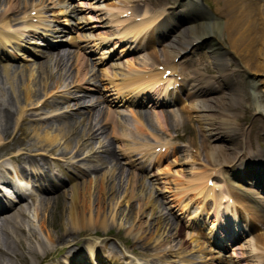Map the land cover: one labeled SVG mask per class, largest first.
<instances>
[{
	"label": "bare ground",
	"instance_id": "1",
	"mask_svg": "<svg viewBox=\"0 0 264 264\" xmlns=\"http://www.w3.org/2000/svg\"><path fill=\"white\" fill-rule=\"evenodd\" d=\"M56 1L60 3L61 0ZM212 1L215 4L212 10L213 12L208 10L201 3V0H191V6L187 8L186 5H183L182 1L176 0L177 4L182 6L181 11H187L188 9L190 16L183 25H179L176 28L169 42L164 44L163 51L165 56L164 61L167 63L168 60L173 59L176 55L184 54L192 50L197 46L199 41L200 43L203 41L206 42L204 44L207 45L210 58L218 69L219 75L213 77V79L204 80L199 74L195 73L191 76L188 81L191 90L188 96L192 102L190 108L181 109V111L191 110L196 113L201 129L204 131V134L209 137V140L214 143L211 145L206 140L202 141L201 147L209 148L205 153V158L208 162L207 166L203 165L204 169L199 173L192 171L191 178L186 180L185 185L179 187L180 197L183 192H185V194L193 193L194 197H192V199L197 197L198 199H202V201L207 199L212 201L215 219H210L209 222L212 225L211 227L215 226L216 223H219L221 220V217H218L220 209H225L227 215H230L232 211L235 217L234 220H236L238 218L237 207L239 208L240 205L244 204V202L240 201L241 198H253V196L250 195L253 187L258 186V188L264 190V186L260 185V180H258L263 176L262 171H264V149L260 148L255 151L250 139H248L246 147H243L245 143L243 140L235 143V141H237L236 136L239 132H237L238 129L234 126L237 122L238 125L243 123V120L239 119L235 108L238 103L243 102L240 95L242 93L239 88L240 82L235 78L239 76V70H242L243 75L249 76L248 79L251 84L250 88L252 89L251 97L254 110L264 115V95L258 90L255 80L256 75H264V0ZM1 2L5 4L3 11L0 12V62H3L0 65V84L4 82L8 84V87L6 89L0 88V189H6V191L11 190L12 183L10 179L13 178L14 175L20 178L34 177V179L36 178L41 182H48L50 180L48 170L43 168L36 169V163L38 159H43L44 153L58 152L59 155H64L65 151L67 153L74 151V154L77 155L74 157H79V153H77L79 148L97 136H103L106 140V144L100 146L102 148L101 152H96V150H93V146L89 145L90 147H88L87 150L88 156L86 155L83 157L92 156L97 158L99 162L98 165H92L93 167L89 170H81V172L78 173L75 172L74 175L66 173L67 179H69L71 184L65 185L63 187L66 188L65 190H62V188L60 190L66 198L62 210L67 213V217L66 222L62 224V228L59 229L58 233L53 234L49 230L50 225L53 227V223L49 220V218H52L49 217V215H52L50 212L53 211L51 206L44 205L42 207V212L34 209L32 213L30 211L27 213L29 205L24 195L14 200L16 204L12 202L3 204L1 203L0 190V264H45L49 259L55 260V263L49 264H122L124 262L128 264L127 257L129 256L125 255L123 248L116 250L114 244L106 241L108 238H106L105 235L102 240L106 242L99 248H97V243L91 241L94 235H88L89 237L85 238H81L80 236L77 237V235L91 228L106 229L108 219H111L112 222L115 223L113 215L110 216V218L107 216L106 203L104 202L111 200L116 194L117 189L113 183L111 184L109 182L110 180L105 176V172L101 170L102 166L112 165L117 167L119 164V156L116 154L113 146V140L117 138L116 136L121 137L120 139L123 141L126 136L132 141H135L136 138L130 135L125 128L119 131L120 124L117 120H113L110 113L105 115V112H95L90 107L81 108L84 99L90 95L88 91H99V89L81 85V83L88 81L86 78L88 71L86 69L87 59L79 55H76L74 63H70L75 69V72L72 73L71 77L69 76L70 81L67 86H70V89L73 88L79 91L78 94L80 96L74 95L72 97L74 98V106L77 108L75 112L71 113V116L73 114L82 117L81 122L85 125V128L83 127L82 130L83 132L81 131L82 134L76 138L78 134L74 125L77 123L76 120L78 118L73 120L68 116V119L71 120L64 121L63 119L61 120L62 124H56L55 128L52 129L47 128V126H39L37 120L26 115L28 113L27 111L33 109L32 107L39 109V103H44L47 97H51L55 94V91H57L59 87L58 81L63 73L59 71L60 69L54 73L53 68H58L65 58L69 59L70 55L73 57L75 54L66 51L64 48L57 49L54 45L46 44V46L42 48V51L40 50L39 56H30L34 62V64H32L33 67L24 66L25 68H23V66H21L19 68L17 65L11 66L9 61L17 57V54L5 56V52H7L11 48L10 45L17 42L18 38L21 36L19 32L10 31L13 25L18 24L16 14L20 13L22 16L29 10L33 11L35 7L37 9H35V12L40 11L39 13H41L44 8L43 5L45 0H0V3ZM122 2L127 3L129 1L122 0ZM82 5L83 4L80 3V6ZM111 6L112 4H109L107 10L111 9ZM116 8H118V6L114 7V9ZM176 8L179 7L177 6ZM126 9L127 8H124L122 11L125 12ZM121 12H116V14L118 15ZM149 14L148 10L143 11L144 16ZM159 14V11H156L153 14L155 16L148 20L146 19L145 21L129 24L124 28L122 33L125 35L132 34L134 40L137 36L142 38L146 34L149 25L155 23ZM27 16L28 15L22 16L20 30L25 31L26 29L27 32H32V29L34 27L36 28V26L31 20H25ZM151 16L152 15H149L148 17ZM165 18L167 20L172 18V14L170 17ZM125 20L126 19L123 21ZM164 20H161L159 23ZM115 22H117V20H115ZM151 33L152 32L149 31L147 37H149ZM19 50L20 49L17 51ZM155 54V52H151L145 58H141L142 62H138L142 63V66L141 68H136L143 70V73L133 74L131 72L125 74V77L119 84L112 85L117 95L115 97L117 101L110 99L108 101L109 104L123 105L127 103L126 95L131 94V99L129 100L132 102H130V106H142L148 101V104L155 109L160 102L159 100L153 101L151 98L138 97L141 92L143 94L150 91L161 96L162 99L169 100L171 103L177 99L178 91L176 87L168 89V86H173V83H170L168 79L167 82H163L160 79V75L165 69L162 72H155L146 67V65L153 66L156 64ZM19 55L23 59L22 53ZM47 56L50 60L54 59L53 65L49 66L46 64L47 61L44 59ZM39 58L41 61L38 62L37 59ZM129 64L130 68H134L137 63L129 62ZM44 65L45 68H42ZM166 66L167 65H165V67ZM230 67L233 68L230 69ZM171 68L173 69L172 71H175V67L171 66ZM222 79L232 80V83L225 92L213 95L217 90H220ZM160 82H162V84L158 85ZM111 83L112 82H109V84ZM260 83L263 85L264 79H262ZM73 89L71 91L72 93ZM2 97L5 98L1 99ZM56 104L57 103L53 101V104L49 106L50 111L47 112L57 111L54 115L59 116L57 118H61V113L58 112L59 108H56ZM48 105L46 103V106ZM160 106L161 104L158 105V107ZM85 114L86 116L84 117ZM132 116L136 118V131L145 133L146 125L142 122V117L145 118L146 114L138 112L132 113ZM154 116L158 125L165 128H167L166 126L168 125L166 121L167 117H171L175 122L172 125L173 127H176L180 122L184 123V121L188 119V117L184 116L182 113L178 115L173 110L165 111L163 109L154 112ZM29 119L31 120L29 121ZM94 120L95 122H93ZM27 124L30 129L29 134L34 139L32 143L16 146L13 142L7 144V142L3 140L4 138L2 135H5L8 131L12 133L15 129L21 131V127ZM109 126L111 129L110 131H108ZM252 132L253 128H250L248 135L250 136ZM205 135L203 136L205 137ZM73 141L74 143L77 142V144L81 141L83 145L72 147ZM261 142L264 143L263 140H261ZM126 145L127 144H123V147L128 149L129 146ZM149 146L150 143H142L140 145V147L145 148ZM156 147L157 146L152 149ZM191 153L190 151L187 156V161H189L193 167L194 164H198L200 161L196 158L194 160V155ZM159 157H163V154H155L156 162L159 161ZM242 158H246L247 161L242 167L241 165L243 163L238 162L237 165L240 171L236 173L238 168L235 166V163ZM4 161H6L8 165H10L11 162H15V164L18 163V166L15 165L16 167H10L8 165H3ZM132 161H134V159L130 160V162ZM26 163L31 164L30 167H32V170L27 169L25 166ZM12 168L14 170V175L8 170ZM138 168H141V166L139 165ZM86 171L96 173L95 178L92 179L89 178V176L87 177L88 174H86ZM211 171H214L215 174ZM158 172L168 174L170 169L166 166L158 170ZM77 177H80V179L77 180ZM140 177L139 174L133 172L132 175L127 176V185L123 195H119V199H122V201L119 202H121V205L133 207L131 200L137 199V195L141 197L138 206L141 208V211L138 212V216L139 213L142 217L148 215L150 220L143 223V221L140 220V216L137 219V224L136 222L130 224L127 231L135 233L138 241H143L141 243L142 245L139 243L142 249L141 251H143L146 250L149 245L153 247L154 243L161 245L168 241L166 239H164V241L161 240L164 231L159 228L161 227L160 224L169 227L167 222L169 218L163 214L157 216L154 214L156 207L150 196L151 191L148 195L146 192L144 193L146 187L144 183L139 185L140 180H144ZM256 178L258 179L256 180ZM208 180L214 181L211 188L205 186ZM26 183L28 184V181H26ZM216 186L218 187L217 191L214 189ZM58 187L59 186L54 185L49 190L46 189L45 192H54ZM44 188L45 187H42V189ZM163 191H168V188H165ZM11 193L14 194V189L11 190ZM197 198L193 200H198ZM222 198H232L233 203L231 207L222 205L220 201ZM36 200L41 201V197L33 200V203H35ZM49 200V197H43V201ZM170 200L174 201L175 199L171 198ZM176 201V205H180V198ZM256 202L260 203V207L256 205V207H258L252 208L253 212L256 213V210L263 211V202L259 201V199H256ZM44 203L47 204L48 202ZM115 204L112 206L113 208ZM188 206L189 204H187L186 201L180 205V208L183 211ZM193 214L194 213L189 214L188 219L193 217ZM202 223H204V220L201 224ZM25 224H27V228H25ZM152 225L156 227L153 229V232H151V234L149 232L148 235L146 232L149 231L148 229L150 226L153 227ZM226 227V230L230 229V225L226 224ZM176 232H178V230ZM94 233L98 235L96 232ZM147 239L152 241V244L147 243ZM190 239L191 242L195 244L196 250L198 248V251H203L206 254L211 252L210 249L207 250L203 243L199 242L198 238L190 236ZM143 246L146 248H143ZM248 246L251 249V255L254 257L256 264H264V245L258 246L257 242H249ZM54 248L62 252L60 261L56 260L55 257H49V255L53 253L52 250ZM213 257L215 256L210 255V259ZM202 259L207 263L208 257L205 258V256H203ZM133 264H137V261ZM155 264H160L159 260L155 262Z\"/></svg>",
	"mask_w": 264,
	"mask_h": 264
},
{
	"label": "rangeland",
	"instance_id": "2",
	"mask_svg": "<svg viewBox=\"0 0 264 264\" xmlns=\"http://www.w3.org/2000/svg\"><path fill=\"white\" fill-rule=\"evenodd\" d=\"M175 1L176 0H137L133 4L131 10L134 15H138L144 10H148L150 14L152 11H159L160 15H165V13L168 14L169 12H174L173 10L175 8ZM122 3L123 2L121 0H82L83 6L80 7L78 6L80 4L79 0H61L60 3H57L56 0H45L43 5L44 8L41 13H39L40 11L35 12L37 10L35 7L36 10H29L27 11V13H24V15H22H28L25 19H30L37 25L36 28L33 29V34L20 30L22 16L20 15V13L16 14L18 18V24L13 25L10 28V31L21 33L19 42L21 43V52L25 53V55L23 56L25 60H19L17 58L13 62L14 65H17L19 68L21 66H23V68H25L24 66L33 67L32 64H34V62H32V60H28V56L26 55L39 54V50L42 48V46L39 44H44V42L46 43L48 42V40L52 41L54 44H59V47H57V49H62L64 47L66 51L75 54L73 57L70 55L69 59L65 58L60 63L58 68H53L54 73H56L59 69V71L63 73L58 81L59 87L57 88V91H55V94L51 97H47V100L44 103H39V109L32 107L33 109L27 111L28 113L26 112V115L34 120H37L39 122V126H47V128L52 129L55 128L56 124H62L61 120L63 119L64 121H68L78 118L76 120L77 123H75L74 125V128L76 129L78 134L76 138H78L80 134H82L81 131L83 130V127L85 128V125H83L81 122L82 117L72 114V118L71 113L75 112L77 108L76 106H74V98L72 97L74 95H80L78 94L79 91L73 88L72 93V89H70V86H67V84L70 81L72 73L75 72V69L72 65H70V63H74L76 55L88 57V74L86 75L88 81L81 83V85L91 88L99 87L101 88V92L89 91L91 93L84 99L81 108L90 107L95 112H105V115L109 113L113 115V113L111 112L113 110L114 115L117 118L118 123L120 124L118 130L120 131L123 128L127 129L128 133L136 138L135 141L138 143V146H140V144H142L143 142H147L153 145H160L162 143H165V145L163 144L164 146L170 147V151L168 149L165 152L161 153L163 154V159L161 165L158 168H156V165H154L153 167H150L149 170L144 169L141 172L137 173L141 176L140 178L144 179L140 180L139 184H145L146 188L144 193L146 192L148 195V193L151 191L150 196L156 207V211L154 214L156 216L160 214L167 216V218H169L167 221L169 227L162 226L160 224L161 227L159 228L160 230L164 231L163 238L161 240H168L167 242H165V244L159 245L157 243H154L153 247L149 245L147 246V248L144 247V245L143 248H146V250L143 251H141L142 249L140 248V244L143 241H138L137 235L135 233L127 231V228H129L130 224L135 222L137 224L138 217L141 216L140 220H142L143 223L149 221L150 219L148 218V215L142 217V215H140L139 213L138 216V212L141 211V208L138 207L140 203L139 199L141 198L138 196L140 195H137V199L131 200L133 207H128V205H121V202H119L122 201L121 198L119 199V195H123L127 185L126 178L128 175H132L133 172L131 171V166L128 165V162L126 163V158H124V156L122 155H124L125 153V156H130L132 152H129L128 150H125V148L121 147L122 142L113 140L115 152L119 156V164L117 165V167H114L112 165L102 166L101 171L105 172V176L108 177V180H110L109 182L111 184L113 183L115 188L117 189L116 194L111 198V200H107L104 202L106 203L107 216L110 218V216L113 215L115 218V223H113L111 219H108L106 229L91 228L83 231L82 233H80V235H77V237L80 236L81 238H85L89 237L88 235H94L91 241L97 243V248H99L106 241L114 244L116 250L123 248L125 255L129 256H126L128 264H133L135 261H137V264H155V262H158V260L160 264H201L203 253L202 251H198V248L197 250L195 249V244H193L190 239V236L195 237L196 235L192 233L195 228L191 229L190 226L187 225V223L189 222L187 221L189 214L193 212L196 213V211H194L195 206L189 204V206L182 211L180 208V205L182 204L176 205V200H178L179 198L181 199L179 195V187L185 185L186 180L191 178V172L196 171L197 173H199L203 171V165L207 166L208 162L206 161L205 153L207 150H209V148H202V141L206 140L211 145H213L214 143L209 140V137H207V135L204 134L196 113L191 110L181 111V109L190 108L192 102L190 97L188 96L190 92V86L186 85V81L189 80L194 73L199 74L204 80L213 79V77L219 75L218 69L215 67L210 58V52L206 44H204L205 42H203V44H200L192 54L182 55L176 60L174 58L170 59L166 63V61H164L165 56L163 54L164 44L169 42L171 36L176 30L172 26L167 29L165 27L156 32L155 36H153L152 43H149L142 50L134 49L136 43H130V40H132V38L129 37V35L126 36L130 39L129 42L127 41L126 43V41H124L119 44V46L115 47L110 39L115 34L114 25L112 24V22H110L111 17L109 15V9L106 10V8H104L103 6L107 7L109 4H112L111 7H114V5L116 4L122 5ZM4 4L5 3L3 2L0 3V12L3 11ZM205 5L210 11H212L213 7L215 6L212 0H205ZM177 23L183 25L184 19L182 17H179ZM81 26H83V29L79 30V27ZM77 30L80 31L81 34H85L86 36L90 35L89 38L86 39L87 41H77ZM104 38L109 40H102ZM95 40L96 42H101V47L105 49L109 47L111 48L105 51V53L102 55L100 51L101 49L98 48L94 43ZM121 46H124L125 50L122 51L120 49ZM12 48L14 49V51L16 50L14 47ZM151 52L156 53V65H153L155 68L158 65H174L176 67V76L184 80L183 82H181V84H183L180 86L181 89H179V96L184 100L175 103L174 105H172V107H170V105L168 107H165V109H171L178 115L182 113L184 116L188 117V119H186L184 123L180 122L176 127L172 126L175 122L171 119V117L166 118L168 124L166 126L167 128L160 127L154 116V112L156 111H154L153 108L148 107V104L143 106H127L125 104L123 106L120 105L117 108H112V105L109 106L108 101L106 100V94H108L109 96L110 94H113V92L111 91L112 84H109V82L118 84L124 78L125 74L131 72L134 74L140 73L139 71H137L136 67L141 68L142 63L138 62H142L141 58H145ZM183 56H186L189 59L187 63L185 62L186 58ZM44 60L47 61L46 64L49 66L54 64V59L50 60L48 56L45 57ZM39 61L41 60H38V62ZM129 62H136L137 64H135L134 68H130ZM42 68H45V65L42 66ZM232 68L233 67H230V69ZM239 71V76L235 78H237L240 82L239 88L242 91L240 95L243 99V102L238 103L237 107L235 108L239 119L243 120V123L238 125L237 122L234 125L238 129L237 132H239V134L236 136L237 141H235V143L243 140V142H245L243 144V147H246L247 141L248 139H250V142L255 151L261 146L262 149H264V143L261 142V140H263L264 142V115H261L259 112L254 110V105L252 103L251 97L252 89L250 88L251 84L248 79L249 76L243 75L242 70ZM172 78L175 77L172 76ZM262 79H264L263 74H258L255 77L258 90L264 95V84L262 85L260 83ZM178 81L180 82V80ZM231 83L232 80L222 79L219 88L220 90H217L215 93H213V95H218L225 92V90L228 89ZM7 87L8 84H5L4 82L0 84V88L6 89ZM110 97L113 98L116 97V95H112ZM4 98L5 97H2L1 99ZM53 101H57V104L55 106L56 108H59L58 112L61 113V118H57L59 116L54 115V113H56L57 111L50 113L47 112L50 111L49 106L53 104ZM46 103L47 105L49 103V105L46 106ZM157 110H159V108H157ZM131 111H133L134 113L138 111L146 114L145 118L142 117V122L146 125L145 133L136 131V118L132 116ZM68 116H70L71 119H68ZM85 116L86 114L84 115V117ZM30 120L31 119H29V121ZM93 122H95V120ZM21 128V131H19V129H15L14 131H12V133L8 131L5 135H2V137L4 138L3 140L7 142V144L13 142L16 144V146H20V144L23 145L25 143L27 145L32 143V140L34 139L29 134L30 129L28 124L23 125V127ZM250 128H253V132L249 136L248 132ZM110 130L111 129L109 126L108 131ZM203 135H205V137ZM126 140H129V138L126 137ZM81 141H79V144H77V142L74 143L73 141L72 147H79L82 144ZM83 141L85 142L84 138ZM105 144L106 140L104 139V137L97 136L96 138L89 140V142L84 146L80 147L79 151L77 152L79 153L78 160L80 161V164L84 168H91L92 165H98L99 162L97 158L92 156L86 158L83 157H85L86 155L88 156L87 150L88 147H90L89 145H92L93 150H96V152H101L102 148L100 146ZM140 149H136L134 153L138 154L140 152H145V148ZM190 151L192 152L191 154L194 155V160L196 158L198 161H200L198 164H194L193 167L190 162L187 161V156ZM74 156H77L74 154V151H71L70 153H67L65 151L64 155H59L58 152L44 153L43 158L46 157V161L42 159L43 161L40 160L39 164L49 165V161H47V159H53L56 161L60 160L59 162L61 163L77 164L72 162L76 160ZM70 158L74 160L71 161ZM245 159H243V164L241 165V167L246 162L247 159ZM143 160H145V157L143 158ZM241 160L242 159H239L237 161L239 162ZM166 166L170 169V172L168 174L158 172V170L165 168ZM238 171L240 170L237 169L236 173H238ZM128 172H130L131 174ZM95 175L96 173H90L89 178L94 179ZM165 188H168V191H163ZM65 189L66 188H63L62 190ZM44 196L45 195L41 196V201L36 200L35 203H33V201L29 199L27 201L29 205V207L27 208V213L28 211L32 213L34 209L42 212V207L44 205L51 206L53 211L50 212V214L52 215H49V217L52 218H49V220L51 221V223H53V227L50 225L49 230L53 234H55L59 232V229L62 228V224L66 222L67 213L63 212L62 210L66 198L61 193V190L59 192L46 195L45 197L50 198L49 201H43ZM171 198L175 200L171 201ZM184 198L185 197L182 198L183 202L186 201V199ZM44 202L48 203L46 204ZM114 204L115 207L113 208L112 206ZM248 221L253 222L255 226L251 227V229L247 231L246 234H244L242 237H239L235 241V244H239L237 246L239 247V249L234 252L236 256H232L233 250L230 249L221 251V253L219 254V256L225 259H230L231 256L233 258V262H230L229 264H256V262L254 261V257H252L251 255V249L248 244L249 242H257L258 246L264 245V224H261L258 219L253 218L247 219V222ZM241 223L245 224L244 220L242 221L241 219ZM208 225H210L209 222H207V225L205 224L203 226V232L208 231ZM155 227L156 226H150L148 229L149 231H147L146 233L149 235L150 232L151 234ZM25 228H27V224H25ZM177 230L178 232H176ZM237 230L238 232H240V228H238ZM94 232H96V234L98 235H95ZM200 233L203 236L206 235L201 231ZM104 235L106 236V238H108L106 241L102 240L105 237ZM207 236L212 237L210 234ZM147 243L152 244V241H149L147 239ZM215 249L218 248L215 247ZM52 251L53 253L49 255V257H55V259L60 260V258L62 257V252L57 248H54ZM122 264L126 263L124 262Z\"/></svg>",
	"mask_w": 264,
	"mask_h": 264
}]
</instances>
